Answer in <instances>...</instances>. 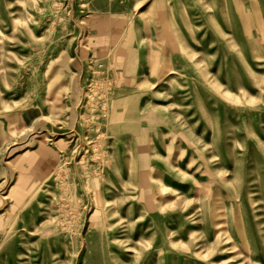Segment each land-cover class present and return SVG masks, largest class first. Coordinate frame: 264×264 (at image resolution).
Listing matches in <instances>:
<instances>
[{
	"label": "rangeland",
	"instance_id": "rangeland-1",
	"mask_svg": "<svg viewBox=\"0 0 264 264\" xmlns=\"http://www.w3.org/2000/svg\"><path fill=\"white\" fill-rule=\"evenodd\" d=\"M0 264H264V0H0Z\"/></svg>",
	"mask_w": 264,
	"mask_h": 264
}]
</instances>
